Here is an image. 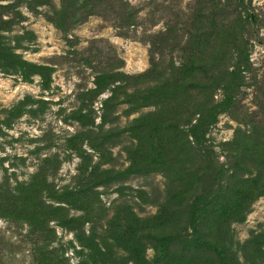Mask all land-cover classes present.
<instances>
[{"label":"rangeland","instance_id":"374dc122","mask_svg":"<svg viewBox=\"0 0 264 264\" xmlns=\"http://www.w3.org/2000/svg\"><path fill=\"white\" fill-rule=\"evenodd\" d=\"M0 19L2 44L20 65L37 67L0 66V264H44V243L68 264H137L134 244L155 258L177 226L161 225L175 203L167 217L160 213L184 170L172 148L190 139L193 112L205 101L222 109L209 123L184 206L204 219L207 208L234 206L241 189L243 215L230 223L238 260L264 264V0H0ZM148 71L144 83H125ZM172 71L182 85L168 86L159 101L153 86L173 82ZM100 81L109 83L99 93ZM135 89L133 106L127 98ZM149 113L166 125L159 149L167 162L126 175L140 154L129 125ZM201 117L209 121L208 108ZM137 134L153 138L155 151L151 129ZM18 197L32 200L39 218L27 204L15 217ZM49 207L81 217L82 232L112 244L113 254L89 259L79 232ZM181 230L173 251L194 237L190 221Z\"/></svg>","mask_w":264,"mask_h":264},{"label":"trees","instance_id":"16d2710c","mask_svg":"<svg viewBox=\"0 0 264 264\" xmlns=\"http://www.w3.org/2000/svg\"><path fill=\"white\" fill-rule=\"evenodd\" d=\"M0 21L2 20L0 19ZM1 40L2 37L0 36V56L4 57L6 59L5 62H7V64L0 65L1 67L7 69L9 67L19 65V68L21 69L20 71L28 73L33 72V70L37 68L36 66L23 63L22 65H20L17 56L11 52V50L9 49L10 47L3 45ZM37 73L43 75L41 71ZM171 73H173L171 77L173 79V82H170L169 78H163L160 82L153 86L155 92L156 90H158V95L156 97H159V101H161L162 94L166 92L168 86L173 87L175 84L176 86L180 87L182 85V78L180 76H178L179 78H176L175 71H172ZM147 74H149V71L144 73L143 75H139V78L137 76L126 77L125 83L128 84V86L130 87L133 84L140 85L142 82L144 83L142 76L144 77ZM181 75L184 77L185 80L191 79V70L184 71V73ZM127 79L129 80V82L127 81ZM108 83L109 82L103 81L97 82V92L100 93L104 91L105 85H107ZM194 85L195 83L192 84L189 82V86ZM117 90L118 89L113 90V93L111 94L110 99L108 100L112 101L111 99L116 96ZM138 91L139 90L135 89L128 95L127 99L133 106L137 104L136 100H134L135 98L133 97ZM174 95H176V93H174ZM157 105L158 104L156 102V106ZM203 107L204 108H201V110H199L198 112H193L195 114L198 113V118H195L194 123L189 128L190 139H185V141L178 142L175 141L174 147L172 148L174 154V163H177L179 167L184 166V170L176 179L177 189L173 190V193L175 194L174 199L171 200V202H166L165 204H163L160 208V213L167 217L168 208L174 206L172 204L175 203L177 209L173 210V213L169 215L171 217L162 221L161 225L165 229L164 231L169 230V228L166 227L171 225V222H174L177 226L174 229V232H167L168 234H164L162 236L163 240L161 242V248L159 250L160 254H158L155 258L151 260L146 259L141 253V250H138V246L134 244L132 247V251L135 255L134 257H137V264H240L238 260L239 249L237 250L238 243L234 240L230 228V223L238 221L243 215L244 210L239 207L243 208L242 204L243 200L245 199L244 195L247 194H244L243 191L240 189V191H237L236 193V197L239 198V201H237L234 206H214L211 208H207L208 210L206 211L204 219L195 218L196 216L193 215L192 211L188 215V211L184 206V202H186V200L189 198L188 195L192 191L191 186L195 183V177L197 175L198 169H200V158L205 159L204 155L200 154V150L204 147L203 141L206 140L205 135L208 132L209 123L213 120V117L216 112L222 109L219 104L210 103L209 101H205L203 103ZM206 108H208L210 115L208 122L204 121L203 117H201L204 109ZM162 111L158 113L160 114ZM149 114L151 115L146 116V118L144 119H137L136 122H133L129 125V130L132 136H134V138L137 140L136 147H133L132 145L131 147L136 148L138 152L140 151V154L138 153V155L135 154L133 156L130 168H128L127 171L124 173L126 175H131L139 171L140 169H146L151 164H160L161 166L162 164H166L167 162L165 157L163 159L160 152V149L165 147V138L163 139V137H165L164 130L166 125H163L159 122L162 120H160V117L159 119H157V114ZM182 119H178L177 123L175 124L176 127L178 126L177 130L175 131V136L177 138H180V136L184 134L183 131L179 129V121ZM145 129H151V131L158 137L157 139L159 141V145L156 146L155 151H153L152 144L149 142V139L151 137L147 140H143V137H140L139 134H137L141 133ZM145 134L146 133L144 132L143 136H145ZM170 166L167 165V167H169L168 171L171 169ZM182 188L183 192H180V189ZM32 202V200L27 201L25 197H18L16 200H14V204H16L15 211H17L18 213L13 215L18 218L23 217V212L26 211L25 206L27 204V208L30 207V211L35 210L37 214L36 218H39V212L37 211V209L33 208L34 206H31ZM23 204L25 205L23 206ZM49 208L50 209L46 212L48 215H52L54 219H57L65 226L71 229H75L77 232H79L78 241L83 247L89 250V259H94V257H97L100 261H102L103 257H108L109 255L113 254V251L111 250L112 244L106 242L105 240H102L101 238V240H98L99 237L95 236L93 232H90L88 234H84L82 232L81 217L68 216V213L60 207ZM209 216H211L213 222L211 221L206 224L205 220H207ZM188 221H190L191 223V228L192 232L194 233V237L191 242L187 243V245L181 246L176 251H173V249L175 248L177 237L182 232L181 228ZM45 223L46 222H44V224ZM234 242L237 244L235 245V247H233ZM48 247L49 244L44 243L38 248V259L40 262L44 264H68L62 257V254L58 253L53 249L48 250ZM135 248L136 250L134 251ZM110 261H112V259L106 260L105 262L107 264H113ZM106 263H104L103 261L102 264Z\"/></svg>","mask_w":264,"mask_h":264}]
</instances>
